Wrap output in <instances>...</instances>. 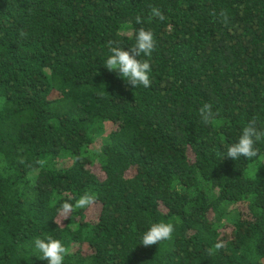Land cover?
<instances>
[{
  "label": "trees",
  "instance_id": "trees-1",
  "mask_svg": "<svg viewBox=\"0 0 264 264\" xmlns=\"http://www.w3.org/2000/svg\"><path fill=\"white\" fill-rule=\"evenodd\" d=\"M141 28L156 48L133 88L104 61ZM249 123L264 129V0H0V264H47V235L64 264H264V140L222 159ZM158 222L172 238L140 245Z\"/></svg>",
  "mask_w": 264,
  "mask_h": 264
},
{
  "label": "clouds",
  "instance_id": "clouds-1",
  "mask_svg": "<svg viewBox=\"0 0 264 264\" xmlns=\"http://www.w3.org/2000/svg\"><path fill=\"white\" fill-rule=\"evenodd\" d=\"M152 15L160 20L164 16L159 9H153ZM137 23H140V18L137 17ZM156 48L154 34L150 30L143 28L135 33L134 46L124 48L117 44L109 45V55L104 61V67L115 73L120 79L127 82L133 88L143 86L150 87L151 65L147 59H138V57H150ZM200 117L204 123H210L214 119L212 105L205 103L200 109ZM264 140V129H258L254 123H249L245 126L235 143L229 145L222 155L223 158H229L233 161L240 160L242 157L247 160L258 158L259 149L257 144ZM94 200L92 194H84L75 204L76 208H83L91 204ZM73 205L65 203L63 211L65 213L72 211ZM174 226L171 223L158 222L153 223L143 233L141 237L145 247L157 245L162 241H167L172 238ZM222 245L217 244L216 248ZM31 248L35 253L39 254L40 260L47 261V264H64L65 257L68 255V249L61 240L47 235L44 238H35L32 241Z\"/></svg>",
  "mask_w": 264,
  "mask_h": 264
},
{
  "label": "rangeland",
  "instance_id": "rangeland-1",
  "mask_svg": "<svg viewBox=\"0 0 264 264\" xmlns=\"http://www.w3.org/2000/svg\"><path fill=\"white\" fill-rule=\"evenodd\" d=\"M99 144H100V141L97 140L92 148H97ZM68 163H69V162L66 161V162H64V165H68ZM98 211H99V210H98V207L93 206L92 209H90V210L88 211V214H87L88 219H89L90 221L94 220V219L96 218L97 214H98Z\"/></svg>",
  "mask_w": 264,
  "mask_h": 264
}]
</instances>
